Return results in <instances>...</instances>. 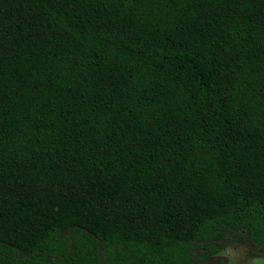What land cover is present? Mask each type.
Segmentation results:
<instances>
[{"label":"trees","instance_id":"trees-1","mask_svg":"<svg viewBox=\"0 0 264 264\" xmlns=\"http://www.w3.org/2000/svg\"><path fill=\"white\" fill-rule=\"evenodd\" d=\"M239 228L264 251V0H0V264H192Z\"/></svg>","mask_w":264,"mask_h":264},{"label":"rangeland","instance_id":"rangeland-1","mask_svg":"<svg viewBox=\"0 0 264 264\" xmlns=\"http://www.w3.org/2000/svg\"><path fill=\"white\" fill-rule=\"evenodd\" d=\"M216 256H224L227 259L226 264H264V255L252 254L245 247L244 239L231 245H224ZM216 260L212 257L209 264H217Z\"/></svg>","mask_w":264,"mask_h":264},{"label":"water","instance_id":"water-1","mask_svg":"<svg viewBox=\"0 0 264 264\" xmlns=\"http://www.w3.org/2000/svg\"><path fill=\"white\" fill-rule=\"evenodd\" d=\"M236 232H238L237 233V235L235 236V237H233L232 239H230V240H223V239H214V240H200V241H198V242H196L195 244H194V250H195V252L198 254L199 253V249H197V248H195V246L197 245V244H223V245H225V246H227V245H231V244H233V243H235L238 239H239V237L242 235V233L243 232H245V235H244V244H245V247L249 250V251H252L253 253H255V254H258V255H264V251H262V250H259V249H257L255 246H254V244H253V242H252V240H251V233H250V231H249V229H244V228H239V229H237L236 230ZM91 235H93L94 236V234H92V233H90ZM74 240H75V233H73V235H72V246H73V244H74ZM65 256H56L55 258L56 259H63ZM215 259H217V260H220V261H222V264H226L227 263V259L224 257V256H217V257H214ZM211 259H212V257L210 256V254L208 253V256H207V258L205 259V260H203L201 263L202 264H206V263H210V261H211ZM101 260H102V264H106V262L104 261V259H103V257L101 256ZM199 262H193L192 264H198Z\"/></svg>","mask_w":264,"mask_h":264},{"label":"flooded vegetation","instance_id":"flooded-vegetation-1","mask_svg":"<svg viewBox=\"0 0 264 264\" xmlns=\"http://www.w3.org/2000/svg\"><path fill=\"white\" fill-rule=\"evenodd\" d=\"M210 256H211V255H210ZM211 257H215V256H211ZM216 257H217V256H216ZM202 261H203V260H202ZM202 261H200L198 264H202V263H201ZM216 261H217V260H216ZM197 262H198V261H197ZM206 264H207V263H206Z\"/></svg>","mask_w":264,"mask_h":264}]
</instances>
